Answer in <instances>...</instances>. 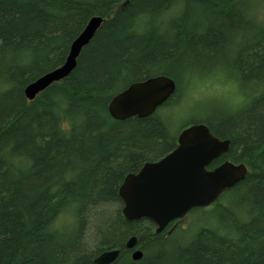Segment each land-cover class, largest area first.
I'll return each mask as SVG.
<instances>
[{
    "label": "trees",
    "instance_id": "16d2710c",
    "mask_svg": "<svg viewBox=\"0 0 264 264\" xmlns=\"http://www.w3.org/2000/svg\"><path fill=\"white\" fill-rule=\"evenodd\" d=\"M253 7L264 0H0V264H94L112 249L111 264H264V17L250 19ZM97 16L75 69L29 101L25 89L65 63ZM157 76L176 91L155 113L110 115L115 96ZM225 77L246 92L240 112L212 105L176 131L189 89ZM201 123L230 140L220 160L245 164V179L192 210L201 217L187 228L157 234L150 221L128 223L125 177ZM69 208L71 231H49ZM133 236L140 260L126 247Z\"/></svg>",
    "mask_w": 264,
    "mask_h": 264
},
{
    "label": "water",
    "instance_id": "95a60500",
    "mask_svg": "<svg viewBox=\"0 0 264 264\" xmlns=\"http://www.w3.org/2000/svg\"><path fill=\"white\" fill-rule=\"evenodd\" d=\"M102 17H93L84 31L72 43L65 63L45 74L26 89L33 101L52 84L66 78L76 67L82 50L91 42L102 25ZM176 91V83L166 76L137 82L115 96L109 113L116 120L131 117L146 118L157 111ZM230 150V140H222L205 124H193L181 131L177 147L158 161L145 163L138 173L125 177L119 187L122 215L128 223L147 220L160 234L170 224L184 220L198 208L212 206L227 190L243 181L248 173L244 164L226 161L209 170L208 167ZM137 237H131L126 247L134 249L132 258L140 260L136 249ZM118 249L98 255L94 264H111L118 257Z\"/></svg>",
    "mask_w": 264,
    "mask_h": 264
},
{
    "label": "rangeland",
    "instance_id": "374dc122",
    "mask_svg": "<svg viewBox=\"0 0 264 264\" xmlns=\"http://www.w3.org/2000/svg\"><path fill=\"white\" fill-rule=\"evenodd\" d=\"M216 80L219 79H199V83L194 84L192 88L189 89V92L187 94L188 96L183 101L182 106L175 110V115L178 116L174 121L176 131L182 128L185 124L191 123L192 121L202 116L203 111L206 110L207 107H210L212 105H220L221 107H225L222 103L215 100L212 96V93L220 86V83ZM219 81L222 82L221 80ZM240 108H237L234 111L238 110V112H240ZM195 216H199L198 218L201 217L200 214H197ZM195 216L189 215L188 217H186V219L180 222V226L187 228L191 225L193 220H196V218H194ZM200 227L201 222L197 223L194 226L193 233H195Z\"/></svg>",
    "mask_w": 264,
    "mask_h": 264
},
{
    "label": "clouds",
    "instance_id": "9594fccd",
    "mask_svg": "<svg viewBox=\"0 0 264 264\" xmlns=\"http://www.w3.org/2000/svg\"><path fill=\"white\" fill-rule=\"evenodd\" d=\"M249 18L259 21L261 17H264V9L258 10L253 7L249 10ZM144 17H141L137 23L142 22ZM0 87H7V85L0 84ZM215 100L222 103L226 110L232 111L237 108L243 107L247 103V96L238 81L228 79L225 77L220 86L212 93ZM61 130L64 129L63 123L61 124ZM76 219L71 208L65 210L49 225V231L51 232H64L71 231L75 226Z\"/></svg>",
    "mask_w": 264,
    "mask_h": 264
},
{
    "label": "flooded vegetation",
    "instance_id": "af4514ba",
    "mask_svg": "<svg viewBox=\"0 0 264 264\" xmlns=\"http://www.w3.org/2000/svg\"><path fill=\"white\" fill-rule=\"evenodd\" d=\"M178 144V143H177ZM177 147V146H176ZM173 151V150H172ZM171 151V152H172ZM169 154V153H168ZM166 156V155H165ZM164 156V157H165ZM224 156V155H223ZM222 156V157H223ZM222 157H220V158H218L217 160H215L214 162H212V164L208 167V169L209 170H212V169H214V168H216V167H218V166H220L221 164H223L224 162H226V161H228V160H220V159H222ZM163 158V157H162ZM161 158V159H162ZM160 160V159H159ZM158 161V160H157ZM221 161V162H220ZM154 162V161H153ZM245 165V164H244ZM213 166V167H212ZM246 166V165H245ZM247 167V166H246ZM142 168V167H141ZM247 170H248V168H247ZM140 171V169L137 171V172H134V173H138ZM249 172V171H248ZM248 174V173H247ZM189 215V214H188ZM182 220H177V221H175V222H173L172 224H170L163 232H161V233H167V234H170L171 233V231L174 229V228H176L179 224H180V222H181ZM155 232H156V226H155ZM132 252H134V250L132 251ZM103 253V252H102Z\"/></svg>",
    "mask_w": 264,
    "mask_h": 264
}]
</instances>
